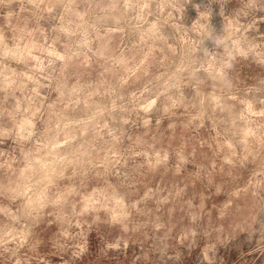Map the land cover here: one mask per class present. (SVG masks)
<instances>
[{"label":"clouds","instance_id":"clouds-1","mask_svg":"<svg viewBox=\"0 0 264 264\" xmlns=\"http://www.w3.org/2000/svg\"><path fill=\"white\" fill-rule=\"evenodd\" d=\"M245 176L225 224L264 238V0H0V264H80L101 224L169 264L168 202L210 237Z\"/></svg>","mask_w":264,"mask_h":264},{"label":"rangeland","instance_id":"rangeland-1","mask_svg":"<svg viewBox=\"0 0 264 264\" xmlns=\"http://www.w3.org/2000/svg\"><path fill=\"white\" fill-rule=\"evenodd\" d=\"M188 15L194 17L195 12L189 10ZM181 135L183 136V133ZM194 143L203 147V141ZM187 150L191 155L196 154L192 146H187ZM219 151L221 150L217 146V152ZM208 152L209 155H214L211 148ZM223 160L224 157L221 156L220 162L223 163ZM211 166H216L215 159L211 160ZM249 180L250 177L245 176L239 187L232 188L228 193H224L223 189L218 187L215 191L219 194L215 197H209L206 192L202 193L203 198L197 202L200 210H206V215L202 219L206 224L213 217L219 221L210 237H186L182 242V237L186 236L182 229L188 227L190 219H184L181 209L175 208L171 201L168 202L166 207L172 220L170 231L175 236L174 240L169 237V242L173 245V250L169 254L174 257L169 264H264V238H261L259 233L251 237L247 233L238 234L231 229L230 221L225 224V221H228L227 212L236 202L241 201L243 193L248 190ZM198 184L199 181L194 180L192 186L196 187ZM114 237L115 234L109 236L101 224L99 233L94 231L87 237L91 241V255L86 256L80 264H156L159 254L150 251L149 246L135 249L129 246L125 252L117 245ZM105 239L113 246L107 247V244L102 243Z\"/></svg>","mask_w":264,"mask_h":264}]
</instances>
